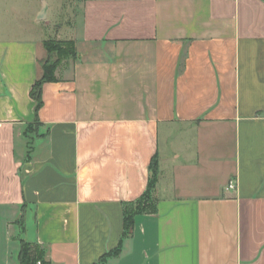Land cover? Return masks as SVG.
<instances>
[{"label": "crops", "instance_id": "crops-1", "mask_svg": "<svg viewBox=\"0 0 264 264\" xmlns=\"http://www.w3.org/2000/svg\"><path fill=\"white\" fill-rule=\"evenodd\" d=\"M72 12L56 38L77 57L36 111L49 38L12 30L0 8V264H14L13 220L51 264H264V0H82ZM154 157L156 210L122 238Z\"/></svg>", "mask_w": 264, "mask_h": 264}, {"label": "trees", "instance_id": "trees-1", "mask_svg": "<svg viewBox=\"0 0 264 264\" xmlns=\"http://www.w3.org/2000/svg\"><path fill=\"white\" fill-rule=\"evenodd\" d=\"M48 53L54 52L55 50L62 56L57 63H47L42 60V76L35 82L32 90L31 96L36 102V111L43 106L42 98V87L44 83L48 81H56L58 78L56 76L57 68L61 65L66 58H76L77 50L75 42L72 40H52L48 39L44 43ZM152 176L150 178V183L146 192L142 194L134 202H130L126 205L124 210V232L122 238L128 237L132 234L135 215L142 212H154L156 210V201L153 196L154 188L158 181V162L156 157L153 158L151 164ZM121 251V244L112 251L106 253L102 261H105L108 257L116 256ZM51 264V261L46 259L45 250L38 244L34 242H28L21 240V249L19 252V263L20 264Z\"/></svg>", "mask_w": 264, "mask_h": 264}, {"label": "rangeland", "instance_id": "rangeland-1", "mask_svg": "<svg viewBox=\"0 0 264 264\" xmlns=\"http://www.w3.org/2000/svg\"><path fill=\"white\" fill-rule=\"evenodd\" d=\"M82 0H0V8L4 6L8 12V25L12 30L20 31L24 28L29 29L33 33L47 35L52 40H58L56 37H68L72 31L73 7L80 6ZM44 3L50 5V13L48 19L35 20L36 11L39 7L44 8ZM5 4V5H4ZM73 6V7H71ZM26 16V17H25ZM23 26V27H22ZM25 31V30H24ZM28 33V32H27ZM25 31V35H27ZM63 59L55 50L54 52L45 53L44 61L47 63H57ZM18 226L21 227V224ZM18 228V229H17ZM9 232L11 234L10 250H13L14 264H19L18 250L21 249L20 228L13 222L10 223ZM12 253V251L10 252Z\"/></svg>", "mask_w": 264, "mask_h": 264}, {"label": "water", "instance_id": "water-1", "mask_svg": "<svg viewBox=\"0 0 264 264\" xmlns=\"http://www.w3.org/2000/svg\"><path fill=\"white\" fill-rule=\"evenodd\" d=\"M46 10H47V4L44 3V8H43L41 14L39 15V19H40V20L46 18Z\"/></svg>", "mask_w": 264, "mask_h": 264}, {"label": "built area", "instance_id": "built-area-1", "mask_svg": "<svg viewBox=\"0 0 264 264\" xmlns=\"http://www.w3.org/2000/svg\"><path fill=\"white\" fill-rule=\"evenodd\" d=\"M236 182H234V181H230V183H229V188L230 189H234V188H236ZM38 264H40V262H38Z\"/></svg>", "mask_w": 264, "mask_h": 264}]
</instances>
